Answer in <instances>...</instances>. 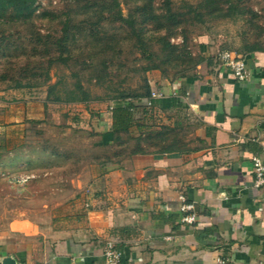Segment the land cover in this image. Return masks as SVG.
I'll return each mask as SVG.
<instances>
[{
	"label": "crops",
	"instance_id": "0c3cea01",
	"mask_svg": "<svg viewBox=\"0 0 264 264\" xmlns=\"http://www.w3.org/2000/svg\"><path fill=\"white\" fill-rule=\"evenodd\" d=\"M217 53L193 75L156 81L160 96L142 112V137L165 132L154 145L118 161L75 159L72 174L52 149L81 152L83 138L108 148L110 115L0 89V263L106 264L111 241L119 264H264V190L251 164L264 158V53L243 56L241 82ZM180 196L194 206L191 225Z\"/></svg>",
	"mask_w": 264,
	"mask_h": 264
},
{
	"label": "rangeland",
	"instance_id": "374dc122",
	"mask_svg": "<svg viewBox=\"0 0 264 264\" xmlns=\"http://www.w3.org/2000/svg\"><path fill=\"white\" fill-rule=\"evenodd\" d=\"M227 1L235 7L228 17L221 16L227 9L224 1L216 10L206 0H34L28 22L0 25V89L19 81L46 93L47 85H54L52 94L61 99L70 92L80 99L82 90L92 109L106 112L113 99L142 95L156 81L193 75L204 62L211 63L208 53H264V0ZM118 12L134 21L136 34L114 20ZM63 36L60 49L55 42ZM51 119V135L59 138L56 119ZM73 142L68 138L66 146L73 147ZM81 143V152L71 150L77 158L67 159V174L78 169L74 161L79 157L83 162L90 156L118 161L136 148L129 140L109 149H90L85 138ZM67 200L64 205L72 196Z\"/></svg>",
	"mask_w": 264,
	"mask_h": 264
},
{
	"label": "trees",
	"instance_id": "16d2710c",
	"mask_svg": "<svg viewBox=\"0 0 264 264\" xmlns=\"http://www.w3.org/2000/svg\"><path fill=\"white\" fill-rule=\"evenodd\" d=\"M167 4L170 3V0H164ZM224 1V3L227 4V9L225 13H221V16H229L232 15L233 12H235V7L229 3L227 0H206L208 2V7L212 8L211 6H214L216 10L219 9L217 7V3ZM114 3H118L115 1ZM34 4V0H0V25H7V23H12V25H16L15 27L19 26L22 23H26L31 19V12L30 8ZM9 9H12V14H7V11ZM220 10V9H219ZM223 12V10L221 9ZM226 14V15H225ZM115 21H118L122 23L123 25H126L129 30L136 34L134 21L125 19L120 12H118L115 17ZM3 32H0V38L3 39ZM5 40V39H4ZM7 40V39H6ZM56 45L61 48L64 47V36L62 39L58 38L56 40ZM54 43V44H55ZM4 44V43H3ZM8 46V42L4 44V47ZM229 50V49H228ZM232 51V50H231ZM251 51V50H250ZM60 53H63V50H60ZM61 58V57H60ZM66 60L65 58L63 59ZM78 90H81V86L77 85ZM54 85L50 86L47 85V92H46V101H48L51 104H65V105H73V104H84L87 105L88 103V95H86L85 92L82 90V98L76 99L74 97V93L70 92V96L66 99H61L58 95L52 94ZM34 86L29 84H21L19 81H16L14 85H9L6 89H33ZM36 89V88H34ZM153 92L152 86L148 85L145 89V92L142 93V95L134 96V97H119L116 99H113L109 102L107 107V113L110 115V119L112 121L111 125V134L113 136L112 143L108 146V148L103 145L99 144L98 148L102 149H109L113 148L116 145L122 146L127 144V140L129 142H132L133 144H136V148H133L132 150L128 151L127 154H124V157L132 156L136 154H142V146H140L141 141H144L145 143L149 145H154V142L156 139L161 138V135H165V132H155L153 129L147 130V133L144 137H142V112L143 114H146L149 112L148 107L144 105V101L148 100L150 101L151 107L154 106L155 100L154 98H151V93ZM112 105L111 109L109 107ZM131 129H135V131H131ZM166 134L170 135V129L168 127L165 128ZM100 137H102V134H99ZM124 137L127 138L126 141H124ZM114 152V151H113ZM124 152L123 150L121 153ZM74 155L77 158V155L74 151L66 150L63 153L61 152V156L57 153L55 149H52V156L58 157H65L68 159ZM116 155V153L114 154ZM120 155V153H117V156ZM123 157V158H124ZM92 160L100 159L98 157H94V159L90 156ZM80 157L77 159L79 160ZM102 160H113V158H109L108 156L105 158H101Z\"/></svg>",
	"mask_w": 264,
	"mask_h": 264
},
{
	"label": "built area",
	"instance_id": "2783aa9c",
	"mask_svg": "<svg viewBox=\"0 0 264 264\" xmlns=\"http://www.w3.org/2000/svg\"><path fill=\"white\" fill-rule=\"evenodd\" d=\"M217 59L221 67L227 69L236 81H245L248 78V71L244 58L235 53L234 51L224 49L217 53ZM160 95L153 91L151 98L159 97ZM145 105L150 109V101L145 100ZM112 105L109 107L111 109ZM253 181L252 185L255 189L264 190V158L260 156H253L251 158ZM180 200L183 202L181 211L185 215L181 218V221L186 224H193L195 221L194 206L192 203L188 204L184 202V197L180 196ZM103 255L106 264H119L120 253L116 249L113 242L108 241L103 247ZM229 257H221L218 259V264H226L229 262Z\"/></svg>",
	"mask_w": 264,
	"mask_h": 264
},
{
	"label": "water",
	"instance_id": "95a60500",
	"mask_svg": "<svg viewBox=\"0 0 264 264\" xmlns=\"http://www.w3.org/2000/svg\"><path fill=\"white\" fill-rule=\"evenodd\" d=\"M0 264H13V261L10 259H5Z\"/></svg>",
	"mask_w": 264,
	"mask_h": 264
}]
</instances>
